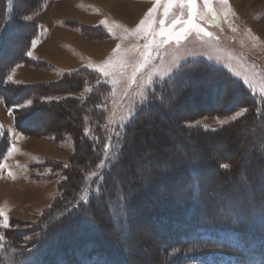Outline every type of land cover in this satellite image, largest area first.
Segmentation results:
<instances>
[{"label":"rangeland","instance_id":"obj_1","mask_svg":"<svg viewBox=\"0 0 264 264\" xmlns=\"http://www.w3.org/2000/svg\"><path fill=\"white\" fill-rule=\"evenodd\" d=\"M17 1L22 7L29 3L40 6L27 14L29 20L36 24V34L26 55L31 60L44 63H18L6 73L4 82L11 75L12 81L9 82L38 83V86H42L46 82L54 83L69 71L84 66L92 74L89 75L88 86L79 95L83 99L99 85L102 94L94 93L93 99L89 100L90 114L87 117L80 118V113L64 104L42 107L41 112H37L26 123L42 128V132L45 131L43 135L19 132L13 114L9 112L10 108L0 98V130L7 132L10 145L0 163V213L8 217L9 223L6 229L0 227V249L6 238H15L17 235L15 242L25 246L42 236L44 228L50 227L53 228V235L40 249V252H44L45 248L57 242L56 236L60 231L73 227L71 220L65 221L64 215H60L66 212L68 206L87 203L89 200L80 199L87 195L90 205L83 206L80 214L86 218L94 217V223L100 224L98 236L103 240L102 243L106 244V240H109L112 244L110 247L118 250L121 256L111 254L114 261L134 257L136 262L144 260L143 264H174L171 255L163 253L162 258L159 253L162 254L164 245L168 247L176 235L174 233L163 238L158 234V222L150 216L152 209L174 211V205L169 200H174V204L182 207L188 201L186 191H191L195 184L200 188L203 204L214 205L209 216L216 220L231 216V212L242 205V200L249 197L247 190L238 187L244 179L257 186L258 195H264V0H227V3L224 0H208V7L215 13V18L205 8V0H195L194 11L198 14L195 23L211 35L193 29L179 43L173 40L158 51L153 48L150 63L130 85L128 81L133 62L141 59L140 51L147 43L143 32L137 34L134 29L148 9L153 7L155 0H115L128 11L126 16L115 13L104 0ZM166 2L160 0L152 16L153 27L157 30L162 26L172 30V21L176 17L187 19L186 5L180 7L174 4L165 16ZM161 20L164 21L163 25L160 24ZM101 21L105 24H101ZM70 22L99 26L107 35L88 38ZM108 27L112 28V32H108ZM175 27L178 30V26ZM26 31L19 28L17 36L12 33L6 36L2 48L5 54L3 60L18 52L20 36ZM118 43L121 44L122 53L128 46L139 47L125 53L128 67L117 69L113 75L105 77L96 69L114 57L113 49ZM29 52L31 55H28ZM196 59L225 69L241 82L246 95L234 91L231 97H223L220 84L209 86V82H204L205 79H198L196 67L190 66V62ZM211 75L212 80L216 81V74ZM149 77L151 82L145 83ZM113 79L117 80L115 85L110 83ZM246 80L248 83H245ZM204 86L208 90L207 95L200 92L199 88ZM141 92L149 96L148 103L142 101ZM61 96L51 97L60 99ZM175 98L183 101L174 103ZM217 100L225 102L230 110L196 113L205 107L218 108L214 105ZM93 109L100 110L103 117L99 119L93 116ZM240 109L247 111L241 117L229 120ZM129 111L134 112V118H129ZM220 120L229 123L222 126ZM77 123H83L82 139L90 140L89 149L86 147L79 159L77 152L80 144L74 138V135L77 137L78 129L74 128ZM96 123L99 124L95 128ZM116 132L123 133L122 139L114 135ZM109 137L112 139L109 140ZM98 141L102 144L101 153L94 160V170L87 174L88 186L82 187L81 193L73 197L72 192L76 189L73 182L78 180V174L73 173L74 165L77 161L89 163V151L100 144L96 143ZM105 144H109L107 157ZM238 144L243 148L235 155L231 146ZM210 160L214 161L213 165ZM226 160H233L239 171L219 184L215 165L227 164ZM101 161L104 163L101 164ZM193 165L202 167L198 176L194 175L187 182L188 176H182L180 171L191 169ZM158 170L161 172L159 175L156 173ZM67 176L70 180L64 182ZM96 176L98 181L93 185ZM170 177L172 179L167 181ZM136 180L140 184L134 185ZM98 187L99 193L96 191ZM214 187H217L216 192L210 190ZM157 188L162 189L141 199L134 195ZM222 189L226 191L225 195L218 193ZM123 200L129 201L130 207L120 217L114 208L124 203ZM248 202L251 203V200ZM146 203V210L139 211L138 208ZM221 205L224 208L220 209ZM253 207L250 214L234 220L247 221L249 225L263 230L264 224L258 220L257 224L253 219L256 213H264V201L253 204ZM197 213L198 216L202 215V212ZM114 219L118 226H112V229L120 230L115 236L111 229ZM2 220L3 217H0V222ZM58 220L60 224L56 226ZM34 227H40V232H27ZM139 254L143 259L135 257ZM250 259L256 263L263 261L255 253L250 254ZM201 264L237 263L211 260Z\"/></svg>","mask_w":264,"mask_h":264},{"label":"trees","instance_id":"obj_2","mask_svg":"<svg viewBox=\"0 0 264 264\" xmlns=\"http://www.w3.org/2000/svg\"><path fill=\"white\" fill-rule=\"evenodd\" d=\"M17 2V0H0V98L6 107L13 109L12 114L14 124L19 132L25 135H43L45 131L42 132V128L36 125H27L26 123L27 120L34 117L37 112H41L42 107L59 106L60 104H64L70 106L72 111L74 110L77 111L78 114L80 113V118L87 117L88 114H90L88 107L91 102H89V100L93 99L94 93L101 95L102 88L100 85L96 86V91H94V89L90 95L87 93L85 98H81L79 93H82L85 86H88V78L89 75L92 74V71L84 66L76 70L69 71L64 74L61 79L55 81L54 83L46 82L42 86H38V83L16 84L9 81L4 82L6 73L18 63H44V61L40 60H31L26 55L28 46L36 34V24L29 19H24L23 17L27 16L30 12L35 11L39 4L34 5L29 3L26 4V7L25 5L22 7V5L17 4ZM70 24L82 34H86L88 38H95L97 36L105 37L107 35V33L99 26L93 27L82 23L80 24L79 22H70ZM19 28H23V30L27 29V31L20 36L21 39L19 42L20 47L18 52L3 60L2 58L5 55L2 50L5 42L4 39L11 33L14 34L13 36H17L19 34ZM98 32H100V35ZM190 66L196 67L197 71L195 73L196 76H198V79L202 81L205 79L204 82H209V86L212 84H220V90L223 91V97H231L234 91H237L241 95H246L243 91L244 88L242 87L241 82L226 72L222 67L213 65L212 63H207L201 59L191 61ZM198 72L199 74H197ZM211 73L216 74V81H213L214 79ZM191 88L195 89V87ZM199 89H201L200 92L207 95L208 90L206 89V86L200 87ZM212 91L213 90H211V92ZM55 95L62 96L60 99H51L52 101L42 99ZM27 100L33 101L31 106L25 109L15 107V105L23 104ZM174 100V103L178 101L176 102L177 104L183 101L176 98ZM215 104L218 106L216 109L215 107H211V109L205 107L204 109H198L197 112H193L202 114L204 112L220 113L230 110L225 102L217 100L214 105ZM193 112L191 114H193ZM91 114L95 117H99V119L103 117L102 112L100 113V110L98 109L91 110ZM80 118H78V120ZM134 123L135 122H133V124ZM81 124L83 123H77L74 125V128L78 129L76 131V135L80 138L78 139L74 135L76 142H79L78 145L80 144L77 152L78 159L82 158L80 156H82L86 147L88 149L90 147V140L85 138L83 140L81 137ZM98 124L99 123H96L95 128ZM49 132L52 133L50 130ZM99 142L100 141L96 143ZM101 145L102 144L100 142L99 145L96 144L91 147V150L89 151L91 153L89 157L91 160L89 163L77 161V164L74 165L75 168H73V173L78 174V180L76 183L73 182L76 188L72 192L73 197L78 196L81 193L82 187H86V185L88 186L87 174L94 170V160L97 159L101 153ZM8 147V134L6 131L0 130V163L4 158ZM242 148L243 146L238 144L236 146H231V151L237 155L236 153L241 151ZM235 159L236 157L233 158V160ZM223 160L225 161V159ZM233 160H230L231 162L226 160L227 164L230 165L228 169L221 168L220 166H217V164L215 165L217 176H219V181L217 183L220 182L219 184H221L225 182L227 180L226 177L232 176V173H237L239 171L238 168H235ZM209 162L213 165L214 161L210 160ZM201 167L202 166L200 165H197V167L196 165H193L191 169L185 168L181 170L180 173L182 176H188V182L190 180L189 178H192L194 175H196V177L198 176V171ZM156 173L157 175L161 174L159 170ZM171 179V177L167 178V181H170ZM69 180L70 177H68L67 181L64 182H68ZM246 180L247 179H244L238 187H240V190H247L250 193L249 197L242 200V205L239 208L234 209L231 212V216L220 220L213 219L209 216L213 212L212 208H214V205L212 203L210 205L203 204L200 197V188L197 184L193 185V191H186L185 194L188 201H186L182 207L174 204V200H169L170 204L174 205V211L163 212L158 211L157 209H152V211H150V216L158 222V234H160L163 238L164 236H171L174 233L176 235V238L171 241L168 247L164 245V251L162 254L159 253V256L163 258L164 255H171V257L174 258V260L172 259L174 264H200L212 258H225L231 260L232 262L234 260H238L243 264H254V262L249 259L251 254L250 252H257L259 256L264 259V229L259 230L258 226L249 225L247 221L236 222L234 220L240 219L242 215L246 216L250 214L254 208L253 204L259 203V201L262 200L264 201V195H258L257 186L255 184L247 183ZM97 181L98 176L93 179V185H95ZM136 181L137 182H134V185L140 184L139 180ZM216 188L217 187H214L210 190H212V192H216ZM161 189L162 188H157L149 190L146 193L142 192L141 194L136 192L134 195H136V198L139 197L141 199L146 195H154L156 192L161 191ZM218 193L225 195L226 191L222 189L218 191ZM122 197L124 198V191H122ZM120 199L122 200V198ZM88 200L90 201V197ZM248 200H251V203H249ZM89 201L82 206H78V203L76 205L68 206V209L66 208V212H63L60 217L64 215L65 221L67 219L71 220L73 227H68L66 230L63 229L60 231V233L56 236L57 242L54 245H50L48 248H45L44 252H40V249L48 240L52 238H50V236L53 235V228H44V230H42L44 233L42 236H39L37 240L31 241L25 246H20L15 242L17 240V235L15 238H6V240H4L3 247L0 249V264H143L142 261L144 260L136 262L134 257L129 259L123 258V260L120 258V260L114 261L111 254L117 256L119 255V252L118 250L110 247L112 244L109 240H106V244L102 243L103 240H101L98 236V232L101 229L100 224L96 222L94 223V217L86 218L85 215L81 216L80 214L83 206L87 207L90 205ZM123 201L124 203L121 202V204L114 208V212H117V215H120V217L122 214L125 215L130 207L129 201ZM147 204L148 203H146L145 206H140L138 210L145 211ZM58 208H60V205H58ZM221 208H224V205H221L220 209ZM197 212H202V215L198 216ZM256 214L257 215H255L253 219L254 222L258 220L261 224H264V213L259 212ZM58 221L59 222H55L56 226L57 224H60V220ZM111 223V229L112 226L113 228L114 226H118L116 219H114V222L111 221ZM104 224L106 225V223ZM107 224L110 226L109 222ZM40 230V227H34L31 231L27 232L33 234L40 232ZM112 230V234H114V236L120 233L119 229ZM106 239H108L107 236ZM135 245L138 244L135 243ZM160 248H162V246ZM135 257L143 259L141 254Z\"/></svg>","mask_w":264,"mask_h":264},{"label":"snow or ice","instance_id":"obj_3","mask_svg":"<svg viewBox=\"0 0 264 264\" xmlns=\"http://www.w3.org/2000/svg\"><path fill=\"white\" fill-rule=\"evenodd\" d=\"M225 3H227V0H224ZM160 3V0H155L153 7L149 8L148 11L145 13L144 18H142L139 23L136 25V28L134 29V32L139 34L143 32L144 34V39L147 41L142 46V50L140 51V57L141 59L138 62H133V70L131 72V76L129 78V85L131 83H134L136 80V76L138 73H141L142 70L150 63V60L152 58V51L153 48H155L157 51L165 44H168L170 41H175L176 43H179L180 40L185 36L187 32L190 30H196L197 32H202L204 35L210 36L211 33L206 32L202 27L197 25L195 23L196 15H198L194 11V4L195 0H167L166 5L164 7V15L167 16L170 9L173 7L174 4H178L180 7H184L185 5L188 8V14H187V19H181L180 17H176L173 21V28L172 30H166L163 26L159 28V30L155 29L153 27V20L152 16L153 13L156 9V4ZM205 8L207 11L213 15V18H215V13L212 11L211 8L208 7V0H205ZM202 15V14H199ZM24 19H29V17L25 16L23 17ZM101 24H105L104 21H101ZM160 24L163 25L164 21L161 20ZM175 26H178V30ZM108 32H112V28L108 27ZM151 37V39H149ZM33 44H35V41H33ZM139 46L138 45H133V46H128L124 49L123 53L121 52V44H117L116 47L113 49V53L115 54L113 58H110L108 61H105V63L101 66H99L96 71L102 72L103 76L109 77L113 75V73L117 69H123L128 67V62L125 60V53H130L135 51ZM28 55H31V52L28 53ZM239 75V73H237ZM8 81H12V76L9 75L7 77ZM151 78L149 77L148 80L145 81V83H150ZM113 85L117 83V80L113 79L110 81ZM245 83H248L246 80ZM140 96L142 98V101L144 103L149 102V96H147L144 92L140 93ZM42 99H48L51 100L53 99L52 97H47V98H42ZM33 103L32 100H27L24 104H17L15 105L16 108L20 109H25L29 106H31ZM13 111L12 108L9 109V112L11 113ZM247 109H240L239 111L235 112V115L230 117L229 120H235L236 118L241 117ZM129 118H134V112L129 111L128 114ZM219 123L223 126L229 123V121L226 120H220ZM85 132H87V129H85ZM114 135L118 138L123 137V133L121 132H116ZM109 140L112 139V137L108 138ZM109 147V144H105V156L107 157V149ZM104 162L101 161V164ZM65 167H68V165H65ZM221 168L228 169L230 167L229 164H221ZM93 175H96L93 173ZM66 179V178H65ZM102 180V177H101ZM87 191V190H86ZM97 193H99L100 189L99 187L96 189ZM80 199L82 201H87L88 197L87 195L81 196ZM0 217H3L2 222H0V227L3 228H8L9 223H8V217L4 213H0ZM26 239H28L26 237Z\"/></svg>","mask_w":264,"mask_h":264},{"label":"bare ground","instance_id":"obj_4","mask_svg":"<svg viewBox=\"0 0 264 264\" xmlns=\"http://www.w3.org/2000/svg\"><path fill=\"white\" fill-rule=\"evenodd\" d=\"M105 2H107L108 4H106L107 6L110 5L111 8H113L114 12L117 13L120 16H126L128 15V13L125 10V7H123L120 4H117L115 0H104ZM113 3V4H112Z\"/></svg>","mask_w":264,"mask_h":264},{"label":"crops","instance_id":"obj_5","mask_svg":"<svg viewBox=\"0 0 264 264\" xmlns=\"http://www.w3.org/2000/svg\"><path fill=\"white\" fill-rule=\"evenodd\" d=\"M96 2V1H95ZM96 3H98V2H96ZM99 4V3H98ZM57 5V4H56ZM101 5V4H100ZM73 6H74V4H73ZM126 10V9H125ZM127 13H128V11H126ZM112 13V12H111ZM129 14V13H128Z\"/></svg>","mask_w":264,"mask_h":264}]
</instances>
